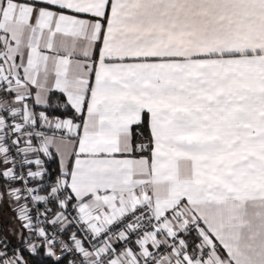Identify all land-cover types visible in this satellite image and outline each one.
<instances>
[{
	"label": "snow or ice",
	"instance_id": "1",
	"mask_svg": "<svg viewBox=\"0 0 264 264\" xmlns=\"http://www.w3.org/2000/svg\"><path fill=\"white\" fill-rule=\"evenodd\" d=\"M0 264H264V0H0Z\"/></svg>",
	"mask_w": 264,
	"mask_h": 264
}]
</instances>
